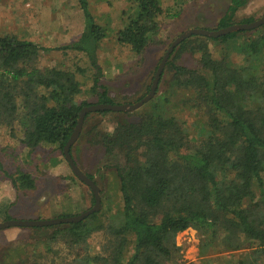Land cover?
<instances>
[{
  "label": "trees",
  "instance_id": "16d2710c",
  "mask_svg": "<svg viewBox=\"0 0 264 264\" xmlns=\"http://www.w3.org/2000/svg\"><path fill=\"white\" fill-rule=\"evenodd\" d=\"M77 3L83 30L77 40L56 50L83 54L94 71L96 104L114 105L100 84L97 54L106 32L94 23L85 0ZM135 4V13L116 40L140 55L159 30L157 19L163 11L160 0H135ZM245 4V0H230L217 29L233 25L236 12ZM251 22L246 19L240 24ZM246 32L250 31L211 39L231 46L244 58V65L234 64L227 53L224 59L214 60L207 46L199 42L190 50L200 53V70L179 66L178 56L189 44L207 39L192 36L174 49L165 66L172 72V83L195 93V107L208 108V133L198 147L189 151L183 124L157 107L139 116L137 122L124 119L112 132L96 134L93 143L105 156L118 153L123 158L124 163L115 168L122 211L108 223L95 213L77 224L53 226L62 229L59 234L71 250L86 248L96 232L107 234L105 256L86 257L85 264H171L178 253L174 238L189 228L212 237L221 234L229 250L256 245V263L264 258V34L250 40L242 37ZM42 50L14 35L0 36V89L5 90L0 101L13 114L16 96L24 98L30 125L23 143L29 151L42 144L56 145L63 155L80 110L89 104L74 102L80 87L71 72L28 69ZM111 114L130 115L97 112L86 115L84 121L92 115ZM87 176L96 184L93 176ZM10 179L19 190L35 189L27 174Z\"/></svg>",
  "mask_w": 264,
  "mask_h": 264
},
{
  "label": "rangeland",
  "instance_id": "374dc122",
  "mask_svg": "<svg viewBox=\"0 0 264 264\" xmlns=\"http://www.w3.org/2000/svg\"><path fill=\"white\" fill-rule=\"evenodd\" d=\"M245 1L246 4L236 12L233 24L246 19L255 21L264 15V0ZM85 2L94 23L106 32L97 54L102 70L100 84L113 102L120 105L134 104L148 94L147 89L164 53L182 32L193 28L216 30L230 0H160L163 14L157 19L159 30L150 36L149 45L140 55H135L129 47L118 44L116 40L118 32L125 28L128 18L135 13V0ZM82 30L83 19L77 0H0V36L14 35L43 49L28 64V69L71 72L80 87L74 102L92 105L97 103V99L92 89L94 71L90 69L87 58L83 54L56 50L77 40ZM256 30L246 32L242 37L251 40L264 34V30ZM199 42L207 46L214 60L224 59L227 53L234 64H245L244 58L237 55L231 46L207 38L189 44L178 56L176 63L179 66L200 70V53L190 50ZM241 42L239 39L238 43ZM19 66L26 67L27 64ZM171 79L172 72L165 67L155 96L129 116L88 117L78 140L71 147L77 166L85 175L94 177L102 192L98 218L105 223L122 211L115 168L124 161L118 153L105 156L103 149L93 143L97 133L112 132L124 119L137 122L139 116L154 107L165 109L169 116L183 124L189 151L198 147L208 133V108L204 105L195 107V93L178 88ZM20 88L19 85L17 92ZM97 91L100 92V88ZM3 92L5 90L0 89V94ZM14 106V113L8 114L0 101V223L71 217L91 208L89 188L75 178L56 145L42 144L34 151L26 148L23 139L30 118L21 94L14 99ZM20 173L32 178L34 190L14 187L10 176ZM59 230L62 229L9 227L0 230V264H85L86 257L105 256L108 236L104 231L92 234L83 250H71ZM174 243L178 253L171 264H238L240 261L264 264V258L260 257L257 263L255 261L253 252L257 250L256 245L229 250L222 242L221 234L212 237L210 233L202 234L189 228L178 233Z\"/></svg>",
  "mask_w": 264,
  "mask_h": 264
},
{
  "label": "water",
  "instance_id": "95a60500",
  "mask_svg": "<svg viewBox=\"0 0 264 264\" xmlns=\"http://www.w3.org/2000/svg\"><path fill=\"white\" fill-rule=\"evenodd\" d=\"M262 26H264V15L258 20H255L248 24H233L228 27L220 28L217 30H205L198 28L186 30L171 42L170 46L164 53L156 69L148 94L145 97H143L141 100L135 102L134 104H120V105L92 104L83 107L79 112L76 127L73 133L71 134L68 142L64 146L62 153L65 162L70 167L75 178L91 190L94 198L93 206L88 210L84 211L83 213L71 217L54 218L50 220H33V221L7 220L5 222L0 223V230L9 227L46 228V227H53L62 224H77L84 221L90 215L98 213L101 209L100 188L80 170V168L75 164L70 153L71 147L75 144V142L78 140L80 136V133L84 125L85 116L91 113L105 112V111L115 112V113H132L138 110L139 108H141L146 103H148L155 96L159 84V80L170 58V55L172 54L174 49L184 40L192 36H199L208 39H218L220 37L236 32L253 31Z\"/></svg>",
  "mask_w": 264,
  "mask_h": 264
}]
</instances>
